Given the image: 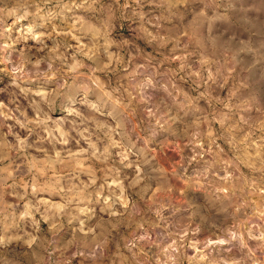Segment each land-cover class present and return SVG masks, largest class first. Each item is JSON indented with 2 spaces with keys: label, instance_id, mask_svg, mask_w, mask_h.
Listing matches in <instances>:
<instances>
[{
  "label": "clouds",
  "instance_id": "obj_1",
  "mask_svg": "<svg viewBox=\"0 0 264 264\" xmlns=\"http://www.w3.org/2000/svg\"><path fill=\"white\" fill-rule=\"evenodd\" d=\"M0 264H264V0H0Z\"/></svg>",
  "mask_w": 264,
  "mask_h": 264
}]
</instances>
